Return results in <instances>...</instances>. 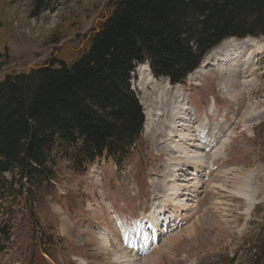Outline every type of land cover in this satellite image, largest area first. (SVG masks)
Returning a JSON list of instances; mask_svg holds the SVG:
<instances>
[{
  "label": "rangeland",
  "instance_id": "rangeland-1",
  "mask_svg": "<svg viewBox=\"0 0 264 264\" xmlns=\"http://www.w3.org/2000/svg\"><path fill=\"white\" fill-rule=\"evenodd\" d=\"M117 1L0 0V81L77 59ZM254 40L262 49L247 61V47H238L209 65L206 57L229 45L221 42L177 85L165 78L152 82L145 64L138 65L130 89L144 126L133 151L117 165L98 159L79 173L56 159L55 180L34 192V216L23 196L10 223L0 217V230L5 224L10 230L8 238L0 235V264H119L121 251L134 264H264V38ZM179 90L189 108L186 125L192 119L190 129L205 130L197 138L203 168L195 173V194L182 198L185 211L167 201L148 233L144 220L162 202L165 186L195 177H188L193 169L186 160L178 159V170L172 167L177 151L155 116L161 110L175 115ZM157 97L161 103L154 108ZM247 112L259 118L246 122ZM224 139V150L214 157ZM239 188L252 197L251 209Z\"/></svg>",
  "mask_w": 264,
  "mask_h": 264
},
{
  "label": "trees",
  "instance_id": "trees-1",
  "mask_svg": "<svg viewBox=\"0 0 264 264\" xmlns=\"http://www.w3.org/2000/svg\"><path fill=\"white\" fill-rule=\"evenodd\" d=\"M97 27L74 61L0 81V217L7 223L23 196L34 216V192L55 180L56 159L79 173L98 159L117 165L133 151L144 125L130 89L138 65L183 83L221 42L264 38V0H118ZM6 228L0 235L8 238Z\"/></svg>",
  "mask_w": 264,
  "mask_h": 264
},
{
  "label": "bare ground",
  "instance_id": "bare-ground-1",
  "mask_svg": "<svg viewBox=\"0 0 264 264\" xmlns=\"http://www.w3.org/2000/svg\"><path fill=\"white\" fill-rule=\"evenodd\" d=\"M229 45L227 44H222V46L218 49H216L214 52H211L208 55L207 59V63L209 65L212 64V62H218L221 60H219L217 57L222 56V55H226V56H230L233 52L234 49L240 47L241 51L243 50V48L247 47V56L245 58V60L243 61H247V59L252 58V55L256 52L257 49H262L260 43H258V41L254 40V39H245V40H241V41H237V40H233V39H229L228 40ZM205 61V60H204ZM203 61L202 65H205V62ZM144 65V64H143ZM213 65V64H212ZM147 68V65H144ZM148 69V68H147ZM149 71V70H147ZM149 78L152 82L156 81L154 80V77L152 78L151 75H149ZM160 87V86H159ZM157 85H155L156 88V94L157 95H163L164 90L160 89ZM177 98V102L181 103V105H177V109L174 108L175 110V115L170 116L169 114L165 113L164 111L161 110V112L157 111V109H155L156 113L155 116L161 118V125L162 127L167 130L166 132V136L168 137V140H166L167 142H171V145L174 151H177L176 154L177 156L174 154L175 157V161H174V165L172 166L174 169L178 168L181 166V162L178 159H182L183 161L186 160V162L191 165L193 172H191L188 177L191 178L190 176H195V173H197V171H199L202 167V164L198 163V159L201 156V150L199 149V145H198V139L197 138H202L203 137V133L205 132V130H203V125L200 126H196L193 129H190V121L192 119H190L189 121V126L186 125L188 123V113L186 112L189 108L187 107L186 104H183V97H182V93L179 90L177 92V95L175 96ZM160 98L157 97L153 103V107L157 108V103H161L159 102ZM212 106L214 105V102L212 104ZM152 106H149V108ZM211 109V108H210ZM153 110V109H152ZM151 111V110H150ZM245 113V112H244ZM178 115V117L176 116ZM244 115V114H243ZM168 117L170 118V120H168ZM245 121L246 122H253V120H257L259 118V116L255 113V112H247V114L245 115ZM207 120V118H206ZM179 140V141H178ZM183 140L182 144H185L184 146L181 144V141ZM227 140L224 139L222 140L217 146V148L215 149L213 155H215L214 157H216L218 155L219 152L224 150V146L226 144ZM184 152V153H183ZM179 154H182L183 157H181ZM176 170V172H177ZM190 182H187L186 185H183L181 181H176V183L173 181L172 185H166L165 186V192L169 193L168 195L166 193H164L163 195V200L160 203V205H156L153 208V211L150 215V219L148 223V227L151 228L152 231H154L155 227H157L156 223L157 221L160 219L159 214H161L162 210L165 208L164 204L168 202H170L173 206H177L179 209H181V211H185V208L187 207V204L185 203V201L182 199L184 194L188 191L187 195L188 196H192L195 194L197 187L199 186V181H197V177H193L190 179ZM174 185V187H173ZM248 189V188H247ZM176 190V191H175ZM181 190L180 195H178V191ZM237 193L240 194H244L246 196H248V194L244 193L242 188H239L237 190ZM247 210L251 209V207L253 206V200L251 196L247 197ZM169 203V204H170ZM159 216V217H157ZM117 260L119 261V264H134L133 263V259L130 258L128 259L127 254L123 251H121L118 255H117Z\"/></svg>",
  "mask_w": 264,
  "mask_h": 264
},
{
  "label": "water",
  "instance_id": "water-1",
  "mask_svg": "<svg viewBox=\"0 0 264 264\" xmlns=\"http://www.w3.org/2000/svg\"><path fill=\"white\" fill-rule=\"evenodd\" d=\"M231 263H233V260H231Z\"/></svg>",
  "mask_w": 264,
  "mask_h": 264
}]
</instances>
